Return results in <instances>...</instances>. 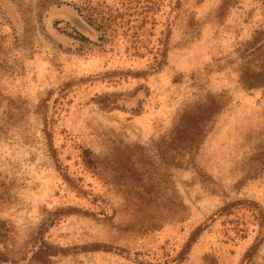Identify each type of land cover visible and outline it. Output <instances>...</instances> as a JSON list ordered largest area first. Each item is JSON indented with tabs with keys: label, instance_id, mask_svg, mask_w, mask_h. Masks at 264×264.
I'll return each instance as SVG.
<instances>
[{
	"label": "rangeland",
	"instance_id": "rangeland-1",
	"mask_svg": "<svg viewBox=\"0 0 264 264\" xmlns=\"http://www.w3.org/2000/svg\"><path fill=\"white\" fill-rule=\"evenodd\" d=\"M0 264H264V0H0Z\"/></svg>",
	"mask_w": 264,
	"mask_h": 264
},
{
	"label": "trees",
	"instance_id": "trees-1",
	"mask_svg": "<svg viewBox=\"0 0 264 264\" xmlns=\"http://www.w3.org/2000/svg\"><path fill=\"white\" fill-rule=\"evenodd\" d=\"M104 28L106 27V25H104L103 26ZM106 30H108L107 28H106ZM102 32H103V35L105 36V35H107V31H105V30H101ZM109 36V35H108Z\"/></svg>",
	"mask_w": 264,
	"mask_h": 264
}]
</instances>
